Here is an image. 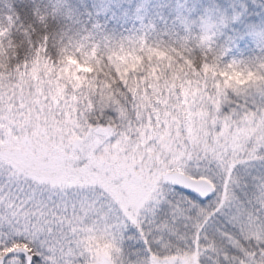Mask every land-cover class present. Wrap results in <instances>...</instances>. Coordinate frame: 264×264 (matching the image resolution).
I'll return each mask as SVG.
<instances>
[{
	"label": "snow or ice",
	"instance_id": "snow-or-ice-1",
	"mask_svg": "<svg viewBox=\"0 0 264 264\" xmlns=\"http://www.w3.org/2000/svg\"><path fill=\"white\" fill-rule=\"evenodd\" d=\"M218 10L134 66L99 44L53 57L19 23L30 56L0 55V264H264V57L212 47L241 20Z\"/></svg>",
	"mask_w": 264,
	"mask_h": 264
},
{
	"label": "rangeland",
	"instance_id": "rangeland-1",
	"mask_svg": "<svg viewBox=\"0 0 264 264\" xmlns=\"http://www.w3.org/2000/svg\"><path fill=\"white\" fill-rule=\"evenodd\" d=\"M37 14L51 13L49 18L52 26L56 27L52 38V48L56 56L61 46H67L70 52L80 56L79 44L85 46V51L99 44L101 48H112L120 52V60L126 65H136L142 59L166 60L174 55L171 49L179 47L183 41L182 29L175 24V7L177 0H27ZM0 2H2L0 0ZM187 2V0H180ZM148 4L144 16L139 15L141 5ZM196 4L207 5L214 3L218 7L231 9L243 6L246 11L240 21L231 25L228 36L239 34L235 47L231 51L240 54L254 52L256 48L253 37V26L264 23V0H195ZM67 7V12L64 11ZM0 7V19L6 11ZM54 9H59L54 11ZM194 11L196 9L194 8ZM73 13L75 17L73 18ZM151 21L152 30H141ZM258 31V30H256ZM138 33V34H137ZM14 34L18 35L14 28ZM91 36H85L89 35ZM4 36V35H3ZM19 36V35H18ZM141 37H145L146 44ZM22 44V39L9 40L8 46L16 50ZM5 44L0 41V53ZM121 48L123 51L121 52ZM163 53V55H161ZM194 56L199 57L198 48L194 50ZM255 57H249L246 65L252 71H256L253 63ZM83 70L82 65H76ZM130 234H132L130 232Z\"/></svg>",
	"mask_w": 264,
	"mask_h": 264
},
{
	"label": "clouds",
	"instance_id": "clouds-1",
	"mask_svg": "<svg viewBox=\"0 0 264 264\" xmlns=\"http://www.w3.org/2000/svg\"><path fill=\"white\" fill-rule=\"evenodd\" d=\"M7 7V6H6ZM149 5L148 4H143L141 5V11L139 13V15L144 16L146 13V10L148 9ZM175 7V24L177 26H179L182 31H183V35L180 37V39L183 41V37L185 35H188L187 31L185 30L183 24H181L179 17L181 16H188L190 20L192 21H196L195 24L192 25L193 31L191 33L192 36V41L195 42L196 41V37L200 34V17L203 15H206V9L208 8H213V9H217V5L214 3H208L207 5H203V4H196L195 0H187V2H180V0H177V3L174 5ZM194 7L196 9V11H193L192 13L188 12V8ZM218 11H215L213 13V15L215 17L218 18V16L220 15V12L223 11V13L225 15H227L229 18L236 16L237 14H239L241 16V18L244 16L246 9L243 6H239V7H233L231 9H225L222 7H218ZM64 11L67 12V7L64 6ZM51 13H45V14H41L39 15V22L44 23V26L46 25L45 22V16L46 15H50ZM41 17H43V19H41ZM75 17V13H73V18ZM237 21H231L224 29H223V35H216L213 39V43H212V47H217V46H230L231 49L235 47V45H231L230 42H227V38H228V32L230 31L231 25L234 24ZM153 23L151 21H149L148 23H146L144 25V28L141 30V32H143L145 29H150L152 30L153 28ZM264 29V23H261L259 25L253 26L252 31H256V30H261ZM138 34V33H137ZM237 34H233V36H235ZM85 36H91V34L89 35H85ZM252 39L255 41L256 44V48L254 50V52H250L247 54H240L238 51H231V54L226 58L227 62H230L232 59L237 60L238 62L240 61H244L249 57H264V44H261L256 37L253 35ZM227 42V43H226ZM161 55H163V53H161ZM221 70H224V65H221Z\"/></svg>",
	"mask_w": 264,
	"mask_h": 264
},
{
	"label": "trees",
	"instance_id": "trees-1",
	"mask_svg": "<svg viewBox=\"0 0 264 264\" xmlns=\"http://www.w3.org/2000/svg\"><path fill=\"white\" fill-rule=\"evenodd\" d=\"M0 7L7 6L2 11H6L5 14L11 11L13 15L15 13L19 14V22L15 27L18 35L14 34V28L10 32L6 33L4 36H0V41L6 46L3 48V52L0 55L11 54L13 57L18 53L15 59L23 60L26 56H30L32 52V46L29 44V36L33 41V44L37 45L41 42L45 35L49 36L48 41V52L51 56L56 57L54 49L52 48L51 42L54 36L56 27L52 26L49 18L45 17L46 25L39 22V15L37 14L33 6L27 0H1ZM19 23H21L24 28L28 30L29 36L25 35L24 29L20 28ZM22 39V44L17 46L16 50H13L11 46H8L9 40L17 41Z\"/></svg>",
	"mask_w": 264,
	"mask_h": 264
}]
</instances>
